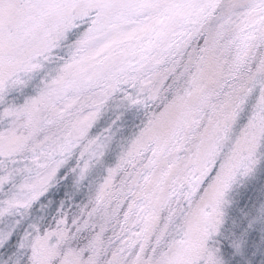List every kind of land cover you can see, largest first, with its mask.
Instances as JSON below:
<instances>
[{
  "label": "snow or ice",
  "instance_id": "6c2138e0",
  "mask_svg": "<svg viewBox=\"0 0 264 264\" xmlns=\"http://www.w3.org/2000/svg\"><path fill=\"white\" fill-rule=\"evenodd\" d=\"M221 7V0H0V121H8L0 128V222L19 217L0 230V245L77 152L71 171L77 185L87 178L110 139H89L88 131L121 92L122 103L145 108L142 131L103 182L90 184L87 205L61 211L43 232L29 225L18 245L28 252L25 264H223L212 243L223 223L219 205L237 171L256 163L264 139V57L227 98L226 118L234 120L255 94L245 150L224 164L223 152L192 170L180 164L187 134L213 107L210 82L221 54L234 50L235 72L249 63L250 49L264 45V0L235 13L227 40L231 15L212 30ZM69 32L77 38L55 78L22 105L6 103ZM209 206L215 218L194 233ZM179 216L187 218L182 225ZM189 237L191 248L176 244Z\"/></svg>",
  "mask_w": 264,
  "mask_h": 264
},
{
  "label": "rangeland",
  "instance_id": "374dc122",
  "mask_svg": "<svg viewBox=\"0 0 264 264\" xmlns=\"http://www.w3.org/2000/svg\"><path fill=\"white\" fill-rule=\"evenodd\" d=\"M250 0H221L222 7L218 12V18L214 25L227 19L230 15L233 24L228 26L225 39L231 38V30L236 22L235 13L243 12ZM73 32L67 34L66 40H61L57 46L52 47L46 53V58H41L39 69L22 76L25 85L10 89L5 102L15 106L22 105L26 99L35 96L39 90L50 83L57 72L69 59L67 45L76 40ZM233 51H225L220 56L219 68L210 82L215 95L212 97L213 107H210L200 116L197 125L189 131L185 159L181 161V169L192 170L193 166H202L204 160H212L214 156L224 153L222 164L232 159V154L237 150L244 151L245 125L251 117V107L254 96L249 97L242 106L236 119L226 118L229 111L227 102L228 94L233 86L251 75L249 67L254 69L256 63L264 57V45H258L249 50V63L238 71H233ZM179 72L180 69H177ZM186 79V78H185ZM171 80H169V83ZM183 81L177 86L182 90ZM162 93L172 99V90L162 89ZM122 93L117 92L106 101L98 118L93 122L88 131V138L110 137L107 147L99 160L93 162L87 178L79 185L76 183L77 174L71 171L75 167L76 157L70 158L66 165L58 170L54 183L49 189L34 202L28 210V215L18 225H15L8 240L0 245V264H25L28 256L26 249H19L21 237L32 223H39L43 232L50 224H54V217L61 211H77L78 205H87L89 186H99L103 182L107 170L115 167L119 158L127 153L133 141L142 131L143 123L147 117L145 108L140 105L128 106L127 102H121ZM159 109H155L158 111ZM141 115V118H138ZM8 121H0V128H6ZM25 156L30 155L27 151ZM25 163L28 161L25 160ZM16 165H13L15 167ZM8 186H5L7 189ZM207 201H198L194 206L199 208ZM187 207L186 204H182ZM264 206V139L259 142L256 152V163L251 170L244 173L237 171L231 186L224 194L223 202L219 205V213L223 223L219 233L214 237L213 246L218 249V256L223 264H264V218L259 215V209ZM207 215L202 216L199 223L193 226V232L199 233L203 227L212 221L216 213L211 206L207 208ZM160 224L163 225V217L166 212H161ZM19 217H10L0 222V230L8 231L13 226V221ZM186 217L179 216L177 225L186 222ZM110 233H105L109 235ZM177 245L187 244L191 248V237L187 241H176ZM236 244H239L237 250Z\"/></svg>",
  "mask_w": 264,
  "mask_h": 264
},
{
  "label": "trees",
  "instance_id": "16d2710c",
  "mask_svg": "<svg viewBox=\"0 0 264 264\" xmlns=\"http://www.w3.org/2000/svg\"><path fill=\"white\" fill-rule=\"evenodd\" d=\"M138 118H141V115Z\"/></svg>",
  "mask_w": 264,
  "mask_h": 264
}]
</instances>
